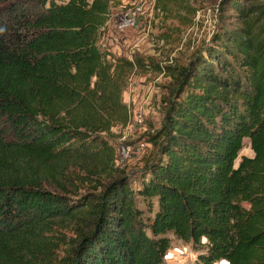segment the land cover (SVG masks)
<instances>
[{
  "label": "trees",
  "instance_id": "trees-1",
  "mask_svg": "<svg viewBox=\"0 0 264 264\" xmlns=\"http://www.w3.org/2000/svg\"><path fill=\"white\" fill-rule=\"evenodd\" d=\"M112 2L0 0V264H163L168 234L202 264H264V0H222L233 21L164 65L134 187L109 129L128 72L160 66L98 45Z\"/></svg>",
  "mask_w": 264,
  "mask_h": 264
},
{
  "label": "rangeland",
  "instance_id": "rangeland-1",
  "mask_svg": "<svg viewBox=\"0 0 264 264\" xmlns=\"http://www.w3.org/2000/svg\"><path fill=\"white\" fill-rule=\"evenodd\" d=\"M221 2L222 0H113L110 5L106 21L98 34V45L114 58L137 57L144 63L153 61L160 66L159 70L147 69L146 65L128 72L121 94V101L127 106V119L123 125H115L109 129L108 142L115 151L113 167L123 170L131 178L129 183L132 187L137 185V171L152 152V146L145 142V135L158 127L164 101L173 87L175 71L169 73L164 65L174 69L185 65L191 55L208 42L220 22L233 21V16L229 15L223 19L218 18V5ZM135 5L140 7L137 20L132 26L118 30L115 25ZM229 12L230 10L225 14ZM135 116H139L140 120L135 121ZM122 149L126 154H121ZM240 155L252 156L246 138L242 140ZM92 184L80 186L79 191L89 189ZM136 202L144 209L138 197ZM64 233L67 237H73L70 230H65ZM168 236L171 239L163 264H202L188 244L170 234ZM65 250L66 246L60 250L59 255ZM213 264L227 263L219 260Z\"/></svg>",
  "mask_w": 264,
  "mask_h": 264
},
{
  "label": "built area",
  "instance_id": "built-area-1",
  "mask_svg": "<svg viewBox=\"0 0 264 264\" xmlns=\"http://www.w3.org/2000/svg\"><path fill=\"white\" fill-rule=\"evenodd\" d=\"M140 7L138 5H135L133 9L126 11L123 16L120 18L119 23L115 25V27L118 30H123L129 26H132L134 22L137 20V16L139 14ZM102 28V27H101ZM135 121L140 120L139 116L134 117ZM121 154L124 155L126 152L124 150H121Z\"/></svg>",
  "mask_w": 264,
  "mask_h": 264
}]
</instances>
